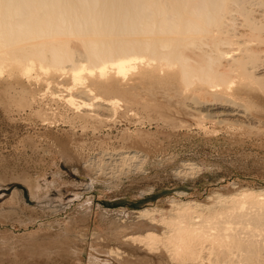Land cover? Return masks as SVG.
<instances>
[{
  "label": "rangeland",
  "instance_id": "rangeland-1",
  "mask_svg": "<svg viewBox=\"0 0 264 264\" xmlns=\"http://www.w3.org/2000/svg\"><path fill=\"white\" fill-rule=\"evenodd\" d=\"M262 4L252 8L264 19ZM10 80L0 77V264H179L137 241L165 231L158 221L138 218L137 211L156 209L168 216L178 202L213 210L220 200L245 190L264 191V92L259 85L236 82L230 98L236 101L235 115L211 119L191 98L178 103L168 96L164 99L173 98L168 103H176L168 107L179 109L168 112L165 106L163 114L123 100L116 112L105 105L97 109L94 100L90 109L101 112L102 120L92 122L80 117L89 108L83 112L50 95L73 87L69 76H58L51 88L44 79ZM80 89L73 92L79 96ZM29 96L37 99L36 108L17 111L14 97L27 105ZM92 97L79 99L91 103ZM132 150L147 157L141 169L97 176L107 157ZM129 160L126 167L139 164ZM186 164L194 171L179 174Z\"/></svg>",
  "mask_w": 264,
  "mask_h": 264
},
{
  "label": "bare ground",
  "instance_id": "bare-ground-1",
  "mask_svg": "<svg viewBox=\"0 0 264 264\" xmlns=\"http://www.w3.org/2000/svg\"><path fill=\"white\" fill-rule=\"evenodd\" d=\"M263 1L0 0V77L8 75L19 83L44 79L49 88L58 76L67 75L73 87L65 85V94L53 90L50 95L81 111L95 100L97 109L105 105L116 112L123 100L163 114L172 96L180 103L191 98L211 119L235 115L236 101L230 98L236 82L259 85L264 92V67L258 70L264 64V19L252 8ZM73 89H80V95ZM89 95L91 103L79 99ZM30 97L27 105L14 97L17 111L35 107L37 99ZM90 111L80 117L102 120L101 112ZM104 155L101 159L109 161L99 166L98 177L139 169L147 159L133 150L119 158ZM115 159H121L120 164ZM129 159L139 164L126 167ZM112 161L114 166L106 168ZM187 165L179 174L194 171ZM220 202L212 211L178 202L168 216L141 209L138 218L158 221L165 231L162 236L149 232L137 241L150 250H162L179 264H264V191L245 190Z\"/></svg>",
  "mask_w": 264,
  "mask_h": 264
}]
</instances>
